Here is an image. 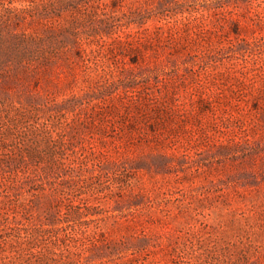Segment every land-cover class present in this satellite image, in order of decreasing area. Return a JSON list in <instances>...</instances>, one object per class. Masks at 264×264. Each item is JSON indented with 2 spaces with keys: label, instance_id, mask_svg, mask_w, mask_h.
<instances>
[{
  "label": "rangeland",
  "instance_id": "rangeland-1",
  "mask_svg": "<svg viewBox=\"0 0 264 264\" xmlns=\"http://www.w3.org/2000/svg\"><path fill=\"white\" fill-rule=\"evenodd\" d=\"M0 264H264V0H0Z\"/></svg>",
  "mask_w": 264,
  "mask_h": 264
}]
</instances>
